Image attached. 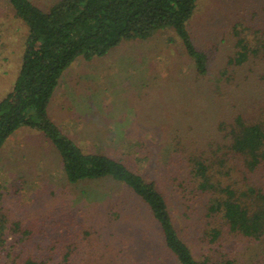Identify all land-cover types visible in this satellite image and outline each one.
I'll use <instances>...</instances> for the list:
<instances>
[{"label":"trees","instance_id":"obj_1","mask_svg":"<svg viewBox=\"0 0 264 264\" xmlns=\"http://www.w3.org/2000/svg\"><path fill=\"white\" fill-rule=\"evenodd\" d=\"M198 1L59 0L43 10L32 0H7L28 35L14 86L0 99V151L20 129L38 130L59 153L69 184L120 183L127 187L123 190L128 199L108 205L105 215L98 214L95 225L84 231L85 238L93 236L97 241H91L92 248L81 246L85 238L73 239L64 253L56 251L55 243L44 261L25 251L24 245L33 237L30 232H22L17 239L13 233L19 234L15 230L19 224L8 232L6 221L0 219V264H154L162 258L160 252L151 260L145 258L150 251L137 252L150 243L162 247L178 264H264V96L251 108L236 102L230 108L218 99L225 93L216 78L208 93L224 109L199 122L194 117L189 135L172 137L171 154L186 165L189 174L188 180L177 178L173 187L183 205L188 204L178 219L157 180L145 177L123 159L80 146L50 115L62 77L77 59L104 57L124 41H144L164 31L174 32L181 41L194 64V81L207 79L211 54L196 46L188 28ZM235 35L236 52L229 64L242 68L256 59L264 61V33L256 34V41L241 36L237 28ZM131 201L144 207L153 234L144 226L119 230L128 214L135 212ZM195 217L201 220V244L211 254L204 248L197 254L186 240L191 230L188 223ZM135 227L136 233L130 235ZM108 228L112 243L102 247Z\"/></svg>","mask_w":264,"mask_h":264},{"label":"rangeland","instance_id":"obj_2","mask_svg":"<svg viewBox=\"0 0 264 264\" xmlns=\"http://www.w3.org/2000/svg\"><path fill=\"white\" fill-rule=\"evenodd\" d=\"M32 1L48 10L59 0ZM188 28L196 46L211 54L207 79L194 81L193 61L175 33L164 31L148 40L124 41L104 57L77 59L63 75L49 109L52 120L80 146L123 159L145 177L157 180L176 219L188 204L183 205L173 187L177 178L185 181L189 174L186 165L171 154L172 137L189 135L194 117L199 122L224 109L218 99L230 108L235 102L251 108L264 96V61L256 59L242 68L229 64L236 52V28L251 41L264 33V0H199ZM27 35V27L7 0H0V99L14 86ZM216 78L225 93L218 99L208 93ZM188 145L195 149L193 143ZM123 188L127 189L111 181L69 184L59 153L38 130L20 129L0 151V219L6 221L8 232L19 224L15 229L19 234L13 233L17 239L22 232H30L33 237L24 245L25 251L43 261L55 243L56 251L64 253L73 239L83 240L84 231L95 225L98 214L105 215L108 205L124 203L128 195ZM129 204L135 212L128 214L119 230L144 226L153 234L144 207L134 201ZM189 224L186 240L191 248L197 254L202 248L211 254L199 238V217ZM109 228L103 231L102 247L112 243ZM85 239L81 246L89 250L95 238ZM152 247L150 243L137 252L150 251L145 256L149 260L157 259L160 252L162 258L154 264H178L162 247Z\"/></svg>","mask_w":264,"mask_h":264}]
</instances>
